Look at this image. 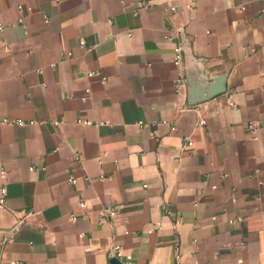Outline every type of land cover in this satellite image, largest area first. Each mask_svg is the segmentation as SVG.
Listing matches in <instances>:
<instances>
[{
    "label": "crops",
    "instance_id": "crops-1",
    "mask_svg": "<svg viewBox=\"0 0 264 264\" xmlns=\"http://www.w3.org/2000/svg\"><path fill=\"white\" fill-rule=\"evenodd\" d=\"M0 25V264H264V0H0ZM195 64L225 93L192 104Z\"/></svg>",
    "mask_w": 264,
    "mask_h": 264
},
{
    "label": "water",
    "instance_id": "water-1",
    "mask_svg": "<svg viewBox=\"0 0 264 264\" xmlns=\"http://www.w3.org/2000/svg\"><path fill=\"white\" fill-rule=\"evenodd\" d=\"M190 59H188L189 61ZM188 84L190 101L192 104L205 102L209 99L216 97L226 91L227 75L222 74L215 77L213 80H209L203 74V69L198 65H192L188 67ZM110 264H124L118 258H111Z\"/></svg>",
    "mask_w": 264,
    "mask_h": 264
},
{
    "label": "built area",
    "instance_id": "built-area-1",
    "mask_svg": "<svg viewBox=\"0 0 264 264\" xmlns=\"http://www.w3.org/2000/svg\"><path fill=\"white\" fill-rule=\"evenodd\" d=\"M137 6H138V8H147V7H149V4L144 3V2H139L137 4ZM174 9L175 8H172V10H174ZM2 28H3V26L0 25V30H2ZM181 51H182L181 47H177L175 50V64L177 66H181V64H182V53H181ZM97 74H99V73L95 72V71H92L89 73L90 76L97 75ZM179 84H181L180 81H179ZM229 104L231 106H236V104L232 101L231 97L229 99ZM84 123L91 124V122H89V121H86ZM200 123L204 124L205 120L204 119L201 120ZM18 124L24 125V124H26V122L23 120H20V121H18ZM257 126H258V123H251L249 127L252 130H255L257 128ZM191 144H192V141L189 140L188 145H191ZM2 173H5V171H2ZM71 181L74 182L75 179H71ZM80 206L85 207V202L81 201ZM6 208H7V187L4 184H0V213L2 211H4ZM99 214L102 218H113L117 214V211L115 208L108 206V207L102 208L99 211ZM72 218L75 220V219H77V216L73 215ZM238 220H241V219H238ZM160 229H162V223L157 222L153 228L149 229V232H154L155 230H160ZM109 254L112 258L115 257V258H118L121 260L124 256L122 246L120 244L115 243L112 246V248L110 249Z\"/></svg>",
    "mask_w": 264,
    "mask_h": 264
}]
</instances>
